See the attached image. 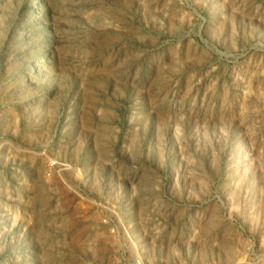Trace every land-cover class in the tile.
Returning <instances> with one entry per match:
<instances>
[{"label":"rangeland","instance_id":"1","mask_svg":"<svg viewBox=\"0 0 264 264\" xmlns=\"http://www.w3.org/2000/svg\"><path fill=\"white\" fill-rule=\"evenodd\" d=\"M0 264H264V0H0Z\"/></svg>","mask_w":264,"mask_h":264}]
</instances>
